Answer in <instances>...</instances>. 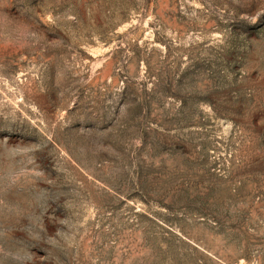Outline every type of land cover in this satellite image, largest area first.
<instances>
[{
	"label": "rangeland",
	"instance_id": "obj_1",
	"mask_svg": "<svg viewBox=\"0 0 264 264\" xmlns=\"http://www.w3.org/2000/svg\"><path fill=\"white\" fill-rule=\"evenodd\" d=\"M0 264H264V0H0Z\"/></svg>",
	"mask_w": 264,
	"mask_h": 264
}]
</instances>
